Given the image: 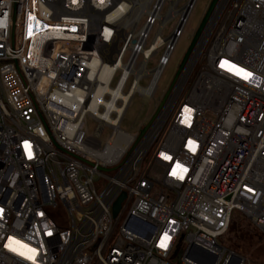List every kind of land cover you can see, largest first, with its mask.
I'll return each instance as SVG.
<instances>
[{"label":"built area","instance_id":"2783aa9c","mask_svg":"<svg viewBox=\"0 0 264 264\" xmlns=\"http://www.w3.org/2000/svg\"><path fill=\"white\" fill-rule=\"evenodd\" d=\"M128 4L0 0V264H247L219 242L232 212L264 234V0H219L138 141L120 122L135 93L154 98L184 24L148 43L157 18L108 20ZM132 48L148 73L104 82Z\"/></svg>","mask_w":264,"mask_h":264},{"label":"rangeland","instance_id":"374dc122","mask_svg":"<svg viewBox=\"0 0 264 264\" xmlns=\"http://www.w3.org/2000/svg\"><path fill=\"white\" fill-rule=\"evenodd\" d=\"M211 0H195L193 1V6L192 8L189 10L188 12V16L186 18V21L184 23L183 29H182V33L181 35L177 38L175 45L173 47L172 52L170 53V56L168 58V62L167 64L164 66L162 74L160 76V79L157 83V89L154 95V98H152L151 100H149L148 102H143L141 96L138 93H135L132 98L131 101L124 113V116L120 122V129L128 132V133H139V130L147 123V121L150 119L151 115L153 114V112L155 111V109L157 108L156 106H158V101L160 99L163 98L164 94L166 93L172 79L174 78L176 72H177V68L188 48V45L190 43V40L196 30V28L198 27L201 18L204 14V12L206 11L209 3ZM156 0H152L149 3V7H153V5L155 4ZM188 2V0H176L175 4L176 7L180 8L182 6H184L186 3ZM174 4V7H175ZM172 5V1H165L162 5V9H161V14L162 15H167L168 14V10ZM168 18V21L162 25L161 28V35L163 37L168 36L169 33H171L173 31V29H175V27L177 26V23L180 19V15L179 13L172 14L170 15ZM146 19V15L142 14V18L140 19L139 25H141L143 23V21ZM164 19V18H163ZM161 26V23L159 20H157L149 33V37H148V43L152 40L153 36L155 35L156 31L159 30V27ZM165 49V45L163 47H161L160 49H158V51L152 56V58L148 61L147 63V68L151 69L153 68L159 57L163 54ZM129 52H126L125 56H124V60H126L127 56H128ZM142 59L141 56H139L138 61H140ZM117 78H114L113 82H115ZM148 78L143 79L140 81L141 85H146L148 83ZM96 122L90 118V117H86L85 119V123H84V128L86 133L89 134H93L95 127H96ZM110 133V129L108 128H104L102 133H101V141H104L108 134ZM243 250H239L241 253H243L244 251L246 252L245 256L247 258H249L251 261L252 258L255 259V261L253 262H258L260 264H264V239H262L260 242L255 243V241L252 242V246L251 247H243Z\"/></svg>","mask_w":264,"mask_h":264},{"label":"bare ground","instance_id":"6f19581e","mask_svg":"<svg viewBox=\"0 0 264 264\" xmlns=\"http://www.w3.org/2000/svg\"><path fill=\"white\" fill-rule=\"evenodd\" d=\"M151 1L152 0H129L128 14L125 17H123L122 20L117 21V19L121 18V15L117 12H113L109 16L108 20L113 21L116 24V26L118 28H120V27L125 26L127 23H132V24L135 23L143 13H146L147 15H150L151 17L157 18L160 21L161 26H162L168 21L167 17H169L172 14L176 15V13H179L181 19H180V21H178V25L181 26L184 24L183 19H184V17H186L187 13L189 12L191 4L193 2V0H188V2L184 6L178 8V7H176V4H175L176 0H156L153 7H149V3ZM165 1H169V4H170V1H172V5L168 10V14L162 15L161 14V7ZM174 4H175V7H174ZM126 7L127 6L122 5L121 10L125 11L127 9ZM115 20H116V22H115ZM149 29H150L149 24H147L144 27L142 26L140 28V30L138 31V33H136V36L138 35L140 37L139 39H143L144 35L146 34L147 31H149ZM170 38L171 37H168L167 39L162 38V36L158 32L152 41V44H151L152 47L150 49H145L143 51L144 59L148 56V54L151 50H153V51L156 50L162 44L169 41ZM140 43L141 42H139V44ZM127 46H129V44ZM132 50H133V52H132L131 57L127 63H124L122 61V56L121 57L119 56V52H117V50L116 51L113 50V53L116 54V57L112 63L106 64L103 66V68L101 69V72H100V78H102L104 82H108L110 77L113 75L115 69H119V68L122 71L121 82H123L129 74H133L137 78L141 75H145L146 73H148V71L145 70V68H144L145 60L141 61L140 64L137 67H135L137 51L134 50L133 48H132ZM109 53H112V52H109ZM152 72H154V71H152ZM123 136H124V134L122 136H120L121 141H123V139H124Z\"/></svg>","mask_w":264,"mask_h":264},{"label":"trees","instance_id":"16d2710c","mask_svg":"<svg viewBox=\"0 0 264 264\" xmlns=\"http://www.w3.org/2000/svg\"><path fill=\"white\" fill-rule=\"evenodd\" d=\"M262 239H264V234L244 214L239 211H234L231 214L228 228L224 235L219 238V242L225 247L244 256L247 264H260L253 262L255 261L253 258V261H251L245 256V251L241 253L239 250H243V247H251L253 241L258 243Z\"/></svg>","mask_w":264,"mask_h":264},{"label":"water","instance_id":"95a60500","mask_svg":"<svg viewBox=\"0 0 264 264\" xmlns=\"http://www.w3.org/2000/svg\"><path fill=\"white\" fill-rule=\"evenodd\" d=\"M194 1V0H193ZM219 0H211L206 11L204 12L202 18H201V21L198 25V27L196 28L191 40H190V43L188 45V48L177 68V72L174 76V78L172 79L169 87H168V90L166 91V93L164 94L162 100L160 101V103L158 104L157 108L155 109V111L153 112V114L151 115L150 119L147 121V123L139 130V133L137 135V139L136 141H138L142 136L143 134L147 131V129L150 127L151 123L154 121V119L156 118L158 112L160 111L171 87L173 86V84L175 83V81L177 80L178 76L180 75L181 71L183 70L184 66L186 65L197 41L199 40L205 26L207 25L210 17L212 16V13L216 7V5L218 4ZM193 3V2H192ZM192 6V4H191ZM187 16H188V13H187ZM186 17H184L183 20H186ZM124 193H121V195L117 198V200L115 201V203L113 204V215H115L119 209V205H120V202L121 200L124 198Z\"/></svg>","mask_w":264,"mask_h":264},{"label":"snow or ice","instance_id":"6c2138e0","mask_svg":"<svg viewBox=\"0 0 264 264\" xmlns=\"http://www.w3.org/2000/svg\"><path fill=\"white\" fill-rule=\"evenodd\" d=\"M101 2H102V0H101ZM224 63L226 64L227 62H224ZM221 67H224V64H222ZM234 68H235V66L233 65V66H231V68L229 70H232ZM241 73H243V69H236L237 75H240ZM250 75H251L250 73H244V78H248V76H250ZM26 147H28V146L26 145ZM165 158L167 159V157H165ZM161 246L164 247L166 245L162 243Z\"/></svg>","mask_w":264,"mask_h":264}]
</instances>
